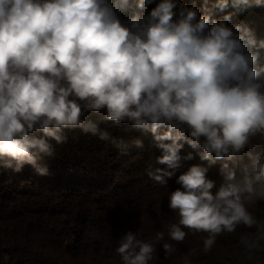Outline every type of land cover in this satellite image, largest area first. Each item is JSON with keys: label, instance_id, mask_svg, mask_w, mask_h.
<instances>
[{"label": "clouds", "instance_id": "clouds-1", "mask_svg": "<svg viewBox=\"0 0 264 264\" xmlns=\"http://www.w3.org/2000/svg\"><path fill=\"white\" fill-rule=\"evenodd\" d=\"M153 3L136 0L140 11L122 22L118 12L129 8V0H0V157L16 161L18 171L53 154L52 145L32 132L57 144L64 141L62 128L97 135L95 124L81 121L77 101L87 110L106 109L108 121L127 120L151 132L163 153L156 162L169 169L180 159L177 141L185 131L189 146L203 149L201 160L231 158L250 135L264 133V66L258 65L259 51L250 50L264 49V41L239 23L229 26L232 13L213 17V9L224 12L229 0L211 8L204 0L203 15L195 3L159 0L141 15ZM241 5L264 7V0H231L232 8ZM99 138L107 140L108 133ZM254 169L255 179L264 180V163L254 161ZM206 171L192 166L180 175L183 191L171 193L169 207L178 210L180 225L210 234L207 248L215 235L254 220L241 200V193H253L252 181L232 183L236 173L224 164L225 184L213 195ZM171 175L149 173L160 184ZM184 236L171 227L173 240ZM133 241L129 233L117 249L124 264H147L152 247L136 242L139 252H130Z\"/></svg>", "mask_w": 264, "mask_h": 264}, {"label": "trees", "instance_id": "trees-1", "mask_svg": "<svg viewBox=\"0 0 264 264\" xmlns=\"http://www.w3.org/2000/svg\"><path fill=\"white\" fill-rule=\"evenodd\" d=\"M135 2L129 0V8L118 12L122 22L140 11ZM158 2L154 0L141 15ZM180 2L189 7L195 3L201 9L199 15L204 14V0ZM215 2L208 0V7ZM227 13H232L229 26L239 23L251 30L257 42L264 41V7L234 9L229 0L224 12L213 9L216 19ZM250 50L259 51L258 65L264 66V49ZM77 102L81 121L95 124L97 135L62 128L59 134L64 141L57 144L42 132H32L30 137L52 145L53 154H41L35 166L24 163L18 171L16 161L0 157V264H124L117 249L129 233L134 236L130 252H139L136 242L152 247L147 264H264V180L255 179L254 169V161L264 163V133L250 135L231 158L217 160L213 154L210 160H201L203 149L190 147L186 141L191 137L185 131L177 141L183 145L180 159L169 169L156 162L163 153L158 147L161 142L151 132L134 129L127 120L108 121L106 109L87 110L83 101ZM166 130L163 127L158 134ZM100 132H107L109 138L101 140ZM224 164L236 173L232 183L243 187L245 179L252 181L253 193H241V200L254 223L222 231L206 248L210 234L180 225L178 210L169 207V198L173 191H183L178 177L192 166L207 169L205 176L213 182L210 191L215 195L225 184L220 173ZM37 169L44 170L43 174ZM156 169L172 173L165 177L166 183L149 176ZM173 225L185 233L183 240L170 237Z\"/></svg>", "mask_w": 264, "mask_h": 264}]
</instances>
